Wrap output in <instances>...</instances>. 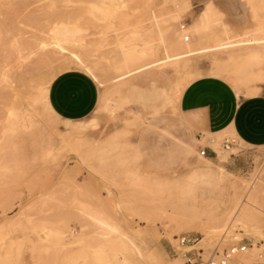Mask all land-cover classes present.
Segmentation results:
<instances>
[{"label": "rangeland", "instance_id": "obj_1", "mask_svg": "<svg viewBox=\"0 0 264 264\" xmlns=\"http://www.w3.org/2000/svg\"><path fill=\"white\" fill-rule=\"evenodd\" d=\"M163 1L57 0L70 5L139 6V14L131 24L117 22V31H109L107 24L87 16L85 9L68 7L50 14L44 7L50 0H0V68L12 65L10 79L15 85L8 93L0 87V261L87 264L90 256L79 242L92 236L93 230L86 225V211L91 208L113 213L125 228L138 236L148 253L164 264H185L184 248L178 240L182 236L198 239L197 246L206 254L215 249L222 252L240 240L256 247L255 256L264 253L261 211L264 146L248 145L233 131L217 138L213 135L216 133H202L187 120L179 106L177 86L181 78L188 72L197 74L196 78L211 74L214 61L227 59L229 53L194 54L188 58L187 69L170 63L154 65L136 72L123 84L115 74L114 69L123 58L121 48L130 52L142 44L132 31L124 29L145 23ZM187 1L189 8L178 13H168L165 9L155 26L172 46L187 42L181 25L185 23L187 30H192L204 7L198 0ZM145 4L152 7L145 9ZM232 4L235 8L224 4L230 8L221 19L231 29V35L245 36L258 29L264 35V0H238ZM61 21L77 22L87 29V45L70 47V51L78 53L93 69L97 63L101 65L104 77L101 84L106 85V92L130 94L137 103L121 106L115 110V116L110 110L98 112L102 95L99 90L95 109L82 122L61 120L39 103L41 86L50 76L67 69H80L70 53L48 57L35 42L41 31ZM104 30L108 31V37L101 44L98 34ZM217 30L221 31V27ZM188 35V42L196 48L214 41L209 37L211 31L204 40L194 32ZM118 38L122 46L116 42ZM246 51L242 49L239 53ZM19 55L28 58L19 57L21 61ZM152 59L147 58L144 63ZM65 61L71 66L61 69V62ZM43 64L45 67L37 71ZM235 67L231 62L226 74L220 77L230 81ZM252 69L261 72L262 77L249 86L236 88L240 94L247 95L249 87L256 85L257 94L264 93V59ZM133 89L142 90L143 96ZM9 111L13 113L11 120ZM93 119L96 126L85 129L83 137L87 146L81 154L61 147V133ZM226 139H235L228 149L222 144ZM52 146L56 149L51 156L45 155V150ZM206 146H210L209 155L201 157ZM189 177L194 179L189 181ZM247 202H251L252 216L242 219L241 211ZM191 204L197 209L192 210ZM177 206H184L188 213L194 214L195 221H183L175 231L166 214ZM21 212V220L12 224ZM211 223H221L217 232L209 231ZM69 225L76 233L69 238L58 240L48 235ZM82 229L85 235L79 237L77 233Z\"/></svg>", "mask_w": 264, "mask_h": 264}, {"label": "bare ground", "instance_id": "obj_2", "mask_svg": "<svg viewBox=\"0 0 264 264\" xmlns=\"http://www.w3.org/2000/svg\"><path fill=\"white\" fill-rule=\"evenodd\" d=\"M229 4L233 8H235L234 4H232V2ZM203 6L204 7L200 11L197 23L193 27V29L187 30V27L184 29V31H185L184 40L187 41L186 43L172 46L168 43V41L166 40V38L164 36V42L167 45L166 50H165L166 54H161L160 49H159V45L156 46V51H155V53H153L151 48L145 49V44L146 43H152L153 40L159 39V34L161 31H156L155 26L157 25L156 21L159 22V18L163 15L162 12L165 9H167L168 13H173V12L178 13L180 11H183V10H186L189 8V3L187 0H184V1L183 0H164L163 4L159 7L158 11L154 10L153 12H151V16L147 18V21L145 23H143L144 29L147 33H150V37L146 38V39H140L135 35L134 36L135 39H140L142 41L141 47L138 49H135L133 51L128 52L130 56H134L137 58L136 63L139 64V68H137L135 65L124 64L123 58H122L121 62L119 61L120 63L118 62L119 64L117 66L123 65L124 67L130 68V70L134 74L136 72H139L140 69H143V70L146 69L147 70L148 68H150L149 65H152V66L163 65V64H167V63L173 64L177 68L187 69V66L189 67L188 58L194 54L205 53V52H211L214 54H218L221 52H228L229 56L227 59H225V60L216 59L214 61V65H213V68L211 71L212 74L221 75V76L226 74L228 65L231 62H234L236 67H235L234 71L231 73L229 79L235 88L241 89V87H243V86H249V84H251L257 80H260L262 77L261 72L254 71L252 69V67L260 64V62L262 61V58H261L262 54H264V43H262V42H264V35H263L262 31L258 29L255 32H247L245 36L231 35V29L228 27V25H226L225 23H222V21H221L222 17L225 15L224 10L220 9L218 7L217 3H214L213 0H207V2H205ZM76 24H77V22H73V21H61V22L53 24L49 28V30L41 31L39 36H35V42H36L38 48L40 50L44 51L48 57H50L52 55H54L55 57L58 55L64 56L65 54L70 53L71 57H72V61L75 62L76 65H78V63L73 59V57L80 56V55H78V53H76V52L70 51V47L87 45L88 33H87L86 28L79 25L80 23L78 24L79 33H76L72 28L67 27L69 25H76ZM58 25H63L64 27H58ZM182 25H181V28H182ZM219 27H221V31L217 30V28H219ZM210 31H211V35L209 37L214 39L213 43L205 44L199 48H196L193 46L192 43L188 42L190 40V36L188 35V32L189 33H191V32L197 33L204 40L205 36ZM98 36L100 39L99 41H101V44H102L105 42V40H107L108 31L104 30V31L100 32L98 34ZM186 36H189L188 40H186ZM116 42L120 43L121 46L123 44V42L119 38L116 40ZM56 44H59L60 47L63 48L65 51L61 52L59 49H57L55 47ZM40 45H48V47L47 48H41ZM242 49H246L247 51L245 53H239V50H242ZM32 53H34V52H32ZM19 57L21 59L23 58V60L28 58V56L21 57L19 55L18 60H21ZM152 57L154 59L150 60L149 62L144 63V60H146L147 58H152ZM81 59L85 62L86 66H90L93 68V66H91L89 63H87V61L84 60L82 57H81ZM161 59L165 60L167 62L161 63L160 62ZM20 64H21V62H20ZM20 64H18V65H20ZM48 64H49V62H48ZM48 64H46V66L50 65V64L49 65ZM9 66H11L10 68L12 69V65H9ZM9 66L8 67L5 66L4 68H0V73H3L4 70L7 69L8 74H9V78H10L11 70H10ZM70 66H71V64L67 63L65 61V62H61L60 68L61 69L69 68ZM43 67H45V64L39 65L36 68V70L40 72ZM13 68H16V67H13ZM59 73L60 72H58L57 74H59ZM56 75H54L52 77V80ZM124 75L127 77V75H128L127 72H124ZM197 76L198 75L194 74L193 72L192 73L188 72L185 74L184 77L181 78V80L177 86L178 98H180L182 91L188 85V83L190 81H192L194 78H196ZM41 82H43V81H41ZM120 83H121V81H120ZM124 83H125V81H124ZM121 84H123V82ZM257 88H258L257 85L249 87L247 95L257 94ZM116 109H118L116 104L112 105L109 108L110 111H114ZM68 122H71V121H68ZM80 122H82V121H80ZM85 129H87V127L81 128V127H78V125L70 126L64 133L60 134L61 141H59V142L61 144V147L65 148V150L69 149V150L74 151L78 154H81V152L83 151V147L86 145V142H85L84 137H83V133H84ZM230 131L231 130H225V132H221V133L213 134V135H214V137L217 138L218 135L226 133V132H230ZM55 149H56L55 146L47 148L45 150L44 154L48 155L49 153H52ZM200 156L205 157L202 155H200ZM137 174L138 173L136 172V175H135L136 177H137ZM137 178H139V177H137ZM137 180H139V179H137ZM134 183H135V181H134ZM177 183H175V185H178ZM252 184H253V182H252ZM188 188H190V187L188 186ZM255 188H256V186H255ZM250 206H251V202H247L246 205L243 206L242 211H241V218L242 219L250 218L252 216V211H251ZM190 207L192 210L197 209V206L195 204H191ZM22 214H23L22 212L19 213L12 220L11 223L17 224L21 220ZM111 214H113V213H111ZM111 214H110V212L107 213L104 210H101V208L100 209L99 208H91V209L87 210L86 211V221H87L86 225L91 227V229L93 230V231L90 230L91 231L90 234L93 236V234L95 232L99 231L98 226L92 220L88 219V216L91 215V216H96L97 218L103 219L107 223H110L113 227H116L120 231L122 236H127L128 240L131 242V244H135L136 247L139 248L142 252H144V254L146 256L151 255L148 253L147 248H145V246H143L139 242V240L137 238L138 236L135 235L129 229L125 228L120 223V221ZM166 217H167L169 223L171 225H174L175 231H177L178 228L180 226H182L181 222H183V221H186V222L195 221V215L192 213H188L184 206H177V207L173 208L171 211L167 212ZM82 226H83V224H82ZM220 226H221V223H211L208 225V229L210 232H217L219 230ZM89 227L87 228V230L90 229ZM72 228L73 227H70V225H69L65 230H62V231L61 230H53V231H59L61 233V238L66 239V238H69L70 236H73V233L76 234L75 231H72ZM53 231H50L49 233H52ZM84 232H85V229H82L80 232L77 233V235L79 237H83L85 235ZM88 235H89V232H88ZM65 245H67V244H65ZM129 248H130V245H129ZM255 250H256V247L253 246L251 248V251H250L251 253L249 255L243 256V258H242L243 261H253L256 257L255 256L256 255ZM151 256L155 257L154 255H151ZM155 258H157V257H155ZM5 263L6 262H4V264Z\"/></svg>", "mask_w": 264, "mask_h": 264}, {"label": "crops", "instance_id": "obj_3", "mask_svg": "<svg viewBox=\"0 0 264 264\" xmlns=\"http://www.w3.org/2000/svg\"><path fill=\"white\" fill-rule=\"evenodd\" d=\"M235 1L238 0H213L224 12L230 8L224 4ZM220 76L211 73L190 81L179 98L180 111L202 133L231 130L248 145L264 146V93L240 94ZM98 96L99 88L81 69L60 72L48 89L49 106L64 121L87 118L95 109Z\"/></svg>", "mask_w": 264, "mask_h": 264}, {"label": "snow or ice", "instance_id": "obj_4", "mask_svg": "<svg viewBox=\"0 0 264 264\" xmlns=\"http://www.w3.org/2000/svg\"><path fill=\"white\" fill-rule=\"evenodd\" d=\"M49 11L50 14H54L61 9L68 7H76L85 9V14L90 16L92 19L97 20L98 23L107 24L109 31H115L117 28V22L120 24H131L133 19L139 14V6L128 3H111V4H77L70 5L68 3H57V0H50L49 3L44 5ZM145 9H150L151 4L143 5ZM137 9L136 12H132L131 9ZM154 15V14H153ZM264 16V12H262ZM158 24L159 22L156 21ZM58 27H64L63 25H58ZM67 27L72 28L76 33H79L78 23L76 25H69ZM125 31H132L138 38L146 39L150 37V33H147L144 29V25L136 23L130 29H124ZM264 43V42H262ZM159 45L161 54H166L165 50L167 45L164 42V33L160 32L159 39L153 40L152 43H146L145 49L151 48L153 53L156 51V46ZM41 48H47L48 45H40ZM55 47L61 52L65 50L60 47L59 44H56ZM124 64L135 65L139 68V64L136 63V57L130 56L127 49L121 48ZM21 55H23L21 53ZM35 55V53H33ZM262 59H264V54H262ZM73 59L78 63L80 69L85 71L91 80L97 85L100 92L102 93L100 97V106L97 108L98 112H108L109 108L116 104L119 109L121 106L137 103L138 101L134 100L130 94H125L123 92L113 93L109 95L106 92V85L101 84V79L103 69L99 63H97L96 68L93 69L90 66H86L85 62L81 59L80 56H75ZM161 63H166L167 61L162 60ZM152 67V65H149ZM115 74L119 76L121 82L126 81L129 77L133 76L134 73L130 68L124 67L123 65L117 66L115 69ZM143 71V69H140ZM124 72H127V77L124 75ZM97 77H100L99 79ZM52 77L50 76L46 80L40 89V99L39 103L43 105L48 111H51L48 101V89L51 84ZM0 87L3 88L5 93L11 92L15 89V85L12 83L9 78L7 69L3 73H0ZM137 94L143 96V92L140 89H133ZM172 103H175L173 99ZM115 110L111 112L112 116H115ZM9 119L13 118V113L8 112ZM96 126V121L93 119L88 124L78 125L81 128H91ZM127 135V133H125ZM51 156V153L48 154ZM7 171V169H5ZM194 177H189L188 180L192 181ZM264 213V208L261 209ZM88 219L92 220L99 228V231L95 232L93 236L86 237L82 239L79 244L84 252H86L90 259L87 264H164L163 261L157 259L151 255L146 256L135 244H131L127 236H122L120 231L113 227L110 223L105 222L103 219L97 218L96 216H88ZM55 227V226H54ZM47 233V229H45ZM50 236L56 237L58 240L61 239V233L59 231H53L48 233ZM130 245V248H129ZM235 251V249H233ZM0 264L4 262L0 261ZM227 264V262H225Z\"/></svg>", "mask_w": 264, "mask_h": 264}, {"label": "built area", "instance_id": "obj_5", "mask_svg": "<svg viewBox=\"0 0 264 264\" xmlns=\"http://www.w3.org/2000/svg\"><path fill=\"white\" fill-rule=\"evenodd\" d=\"M186 28V24L182 25V29ZM189 36H186L188 40ZM235 139L224 140L223 147L228 149ZM210 146H206L201 150L202 156H208V149ZM215 152V151H214ZM216 153V152H215ZM179 246L184 248L183 257L185 258V264H264V253L257 254L256 259L253 261H243V256L249 255L253 245L249 241L240 240L235 244H232L228 248H225L222 252L218 250H212L206 254L201 246H197L199 240L196 238H190L188 236H182L178 238ZM235 249V251H233Z\"/></svg>", "mask_w": 264, "mask_h": 264}]
</instances>
